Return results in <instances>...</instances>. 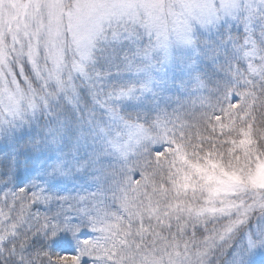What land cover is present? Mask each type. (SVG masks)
Listing matches in <instances>:
<instances>
[{
	"label": "snow or ice",
	"instance_id": "obj_1",
	"mask_svg": "<svg viewBox=\"0 0 264 264\" xmlns=\"http://www.w3.org/2000/svg\"><path fill=\"white\" fill-rule=\"evenodd\" d=\"M0 264H264V0H0Z\"/></svg>",
	"mask_w": 264,
	"mask_h": 264
}]
</instances>
